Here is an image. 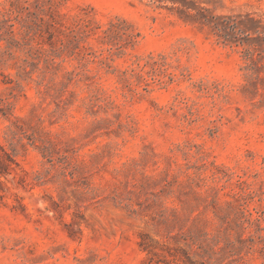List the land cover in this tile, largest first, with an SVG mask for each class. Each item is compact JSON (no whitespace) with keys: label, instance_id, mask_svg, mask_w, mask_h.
<instances>
[{"label":"rangeland","instance_id":"374dc122","mask_svg":"<svg viewBox=\"0 0 264 264\" xmlns=\"http://www.w3.org/2000/svg\"><path fill=\"white\" fill-rule=\"evenodd\" d=\"M185 3L0 0V264H264V97L193 18L264 0Z\"/></svg>","mask_w":264,"mask_h":264},{"label":"trees","instance_id":"16d2710c","mask_svg":"<svg viewBox=\"0 0 264 264\" xmlns=\"http://www.w3.org/2000/svg\"><path fill=\"white\" fill-rule=\"evenodd\" d=\"M159 2L165 0H157ZM172 4H181L187 7L185 0H168ZM207 9L198 8V15L193 16L201 27H207L218 42L241 48V56L244 66V79L247 81L243 86L245 92L255 96L264 97V21L255 18L252 14H206ZM258 84L261 86L259 90ZM249 86H253L250 90Z\"/></svg>","mask_w":264,"mask_h":264}]
</instances>
